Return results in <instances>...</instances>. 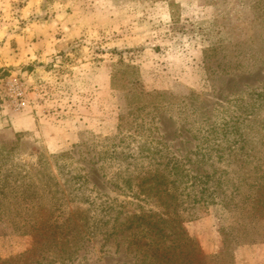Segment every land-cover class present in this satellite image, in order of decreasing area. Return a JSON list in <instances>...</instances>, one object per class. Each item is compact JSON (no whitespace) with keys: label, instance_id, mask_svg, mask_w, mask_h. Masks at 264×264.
<instances>
[{"label":"rangeland","instance_id":"374dc122","mask_svg":"<svg viewBox=\"0 0 264 264\" xmlns=\"http://www.w3.org/2000/svg\"><path fill=\"white\" fill-rule=\"evenodd\" d=\"M133 216L264 264V0H0V264H137Z\"/></svg>","mask_w":264,"mask_h":264},{"label":"trees","instance_id":"16d2710c","mask_svg":"<svg viewBox=\"0 0 264 264\" xmlns=\"http://www.w3.org/2000/svg\"><path fill=\"white\" fill-rule=\"evenodd\" d=\"M135 217L137 222L135 225L134 232L132 233L133 240V251L135 254H138L140 257H137V264H213L211 263L213 259L217 258L212 257L209 259L208 256L204 255L196 246V243L192 238H190L184 231L179 223L176 225V229L172 228L171 232L167 233L164 228H161L157 225V221H146L140 216ZM163 222L165 219L162 220ZM145 224L149 228H141L140 225ZM59 226H55L54 230H50L42 234L39 230L42 228L36 229L33 233L34 243L31 245V251L36 250V244L38 243H49L55 244L56 241L60 240L59 233L55 231ZM68 232L62 234V242L59 247V251L62 253L65 248V243L67 242L66 235ZM40 235H43L45 239L41 241ZM59 238L58 240H56ZM75 258L72 262L76 261L74 264H79V259L77 254H74ZM224 254V251H222ZM72 254H68L67 260L73 258ZM61 257V256H60ZM66 257V255H65ZM218 257V256H217Z\"/></svg>","mask_w":264,"mask_h":264},{"label":"crops","instance_id":"0c3cea01","mask_svg":"<svg viewBox=\"0 0 264 264\" xmlns=\"http://www.w3.org/2000/svg\"><path fill=\"white\" fill-rule=\"evenodd\" d=\"M24 110L21 115H16L19 119L18 124L20 125L19 128H17V131H28L32 130V126L35 125V120L32 115H30L29 111Z\"/></svg>","mask_w":264,"mask_h":264},{"label":"built area","instance_id":"2783aa9c","mask_svg":"<svg viewBox=\"0 0 264 264\" xmlns=\"http://www.w3.org/2000/svg\"><path fill=\"white\" fill-rule=\"evenodd\" d=\"M14 83H16V84H13L14 85L13 86L14 90L12 91L13 92V97H14V100H15L14 105L17 108H21V107L25 106V101L20 99V95L22 94V92L20 90V88H21L20 85L17 84V82H14Z\"/></svg>","mask_w":264,"mask_h":264}]
</instances>
